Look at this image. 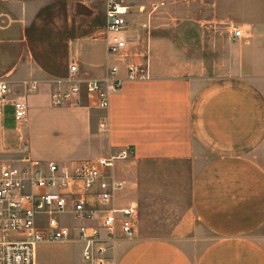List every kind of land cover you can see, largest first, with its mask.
<instances>
[{"label":"crops","instance_id":"crops-1","mask_svg":"<svg viewBox=\"0 0 264 264\" xmlns=\"http://www.w3.org/2000/svg\"><path fill=\"white\" fill-rule=\"evenodd\" d=\"M107 1L0 0V82L27 106L21 123L11 105L0 115V164L21 166L35 143L63 172L116 157L110 206L137 215L104 264H264V0H114L129 8L124 56L107 52ZM72 64L84 79L118 67L107 109L85 95L52 106ZM75 221V239L38 244L36 264L53 246L60 264H84L90 223Z\"/></svg>","mask_w":264,"mask_h":264},{"label":"built area","instance_id":"built-area-1","mask_svg":"<svg viewBox=\"0 0 264 264\" xmlns=\"http://www.w3.org/2000/svg\"><path fill=\"white\" fill-rule=\"evenodd\" d=\"M156 7L153 6L152 12ZM128 14L129 8L123 2L107 1L109 55L124 56L128 47L125 37ZM231 28L234 37L242 36L240 29L234 25ZM127 70L131 80L144 77V70L135 65L128 66ZM122 83L116 66L103 79H84L78 66L72 64L68 77L55 82L51 104L56 108L79 106L85 95L91 107L107 109L111 96L121 90ZM9 95V84L1 81L0 115L5 106L11 105L15 122L21 123L26 118V103L21 99L10 103ZM115 159H99L91 166H78L71 173L62 172L54 163L45 165L38 161H24L21 166L1 163L0 264H36L38 244L71 240L72 228L63 225L59 219L63 213H70L77 221L90 223L78 228V236L85 243L84 264H104V246L115 243L119 233L131 235L137 215L136 205L110 206L114 191L124 184H111L104 175ZM76 182L83 183L82 193L73 192ZM99 219L100 227L97 225ZM100 229L105 232V237L101 236Z\"/></svg>","mask_w":264,"mask_h":264},{"label":"rangeland","instance_id":"rangeland-1","mask_svg":"<svg viewBox=\"0 0 264 264\" xmlns=\"http://www.w3.org/2000/svg\"><path fill=\"white\" fill-rule=\"evenodd\" d=\"M99 24H100L99 23V15L96 12V28L99 26ZM19 155L20 154H16V157H15L16 162L22 163L24 161H31V162L38 161L40 163H44L45 165H48L50 163H54V162H51L49 160L55 156V154L52 151H50L49 149L40 148L38 143H35L31 147L30 155L22 154V155H20V157H19ZM54 164H56V163H54ZM56 165L58 166V164H56ZM78 166H91V164H83V165H78ZM78 166H75L72 169L64 171V172L71 173ZM82 191H83V183L76 182L74 189H73V192L74 193H82ZM59 219H60L61 223L65 226H69V227L79 226V223H77L74 220L72 215L70 216V213L60 214ZM73 238L75 239V237H72L71 240H74ZM62 253H63V250H62L61 246H53L48 251V254H49L48 256H49V259H51V264H60V258H61ZM70 264H72V263H70Z\"/></svg>","mask_w":264,"mask_h":264}]
</instances>
